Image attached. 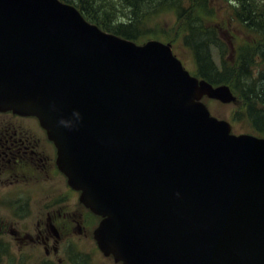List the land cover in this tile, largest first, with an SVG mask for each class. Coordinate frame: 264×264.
I'll use <instances>...</instances> for the list:
<instances>
[{"label": "water", "instance_id": "obj_1", "mask_svg": "<svg viewBox=\"0 0 264 264\" xmlns=\"http://www.w3.org/2000/svg\"><path fill=\"white\" fill-rule=\"evenodd\" d=\"M171 44L102 30L61 0H0V111L35 116L122 264H264V138L233 134Z\"/></svg>", "mask_w": 264, "mask_h": 264}, {"label": "flooded vegetation", "instance_id": "obj_2", "mask_svg": "<svg viewBox=\"0 0 264 264\" xmlns=\"http://www.w3.org/2000/svg\"><path fill=\"white\" fill-rule=\"evenodd\" d=\"M80 196L60 170L58 148L40 121L0 111V211L8 213L0 214V264L110 259L95 239L102 218ZM86 242L90 252L78 244Z\"/></svg>", "mask_w": 264, "mask_h": 264}, {"label": "trees", "instance_id": "obj_3", "mask_svg": "<svg viewBox=\"0 0 264 264\" xmlns=\"http://www.w3.org/2000/svg\"><path fill=\"white\" fill-rule=\"evenodd\" d=\"M73 4L89 22L102 30L127 40L138 42L152 33L146 30V21L154 15L174 12L179 27L185 34L183 41L192 51L197 64L196 75L213 85H228L243 106L235 112L251 121L253 130L264 135V88L258 90L253 82L254 53L240 48L241 57L230 66H216L212 61L211 48L219 46L221 25L214 22L218 11L228 3L233 19L244 25L253 35L264 38V0H61ZM218 3L219 5H217ZM221 8V9H220ZM128 10L126 18L114 22ZM132 17H129V16ZM125 21V22H121ZM211 24V23H210ZM177 37L167 38L175 42ZM138 44V43H137ZM215 45V46H214ZM258 48V49H257ZM256 49L264 61V39ZM254 57V58H253ZM253 58V59H252ZM264 80V73L261 74ZM241 109L243 111H241Z\"/></svg>", "mask_w": 264, "mask_h": 264}, {"label": "rangeland", "instance_id": "obj_4", "mask_svg": "<svg viewBox=\"0 0 264 264\" xmlns=\"http://www.w3.org/2000/svg\"><path fill=\"white\" fill-rule=\"evenodd\" d=\"M67 1L69 2V0ZM64 3L74 6L71 3H67V2ZM216 4L219 5L218 3ZM127 14H128V10H126L124 16L120 14L114 20V22H117L119 19L122 20L126 18ZM121 22H125V21H121ZM215 22H218L222 27L220 30L221 35H219L221 44L219 43V46L214 45L215 47L211 48L212 61L218 67H220L219 65L223 64V62L232 66L237 62L238 58L241 57L239 49L244 47L243 49L247 50L248 53L250 54L254 53L255 63L253 66L254 76L252 77V80L253 82H256V86H258L257 89L262 90V88H264V80H262L261 79L262 77L260 76L262 73H264V61L261 60L260 55H255V52L257 51L258 49L257 47L262 43L264 38L251 34L245 29L244 25L235 21L230 12V7L228 3L224 4V7L222 8L221 11H218L214 22L205 23V25L207 27H210ZM145 25L147 26L146 30L147 31L149 30L152 33V35L145 36L142 40H139L137 42L138 44L141 45L150 40H156L166 44H171L173 54L182 61L185 68L189 70L191 74L197 73V64L193 56V53L185 45L183 41L186 32L184 33L182 27H179L178 20L174 12L154 15L146 21ZM174 37H177L175 42L167 41V38H174ZM251 49H256V50L254 52ZM203 102L208 107L212 116L220 120L229 121L232 124L233 134H252L264 138V135L261 134L259 135V133H256L253 130L254 128L250 120L245 118L243 115L235 114V112L237 110H240V108L243 106V103L240 105L236 103L222 104L219 101L209 100L207 97L203 99ZM241 111L243 110L241 109ZM2 213L3 211H0V214ZM2 216L6 218L8 216V213H3ZM78 244H81L82 250H85L86 252L91 251V245L89 242L78 243ZM92 264H120V263L114 261L113 257H111L108 260H105L103 257L99 258L97 256H94L92 260Z\"/></svg>", "mask_w": 264, "mask_h": 264}]
</instances>
